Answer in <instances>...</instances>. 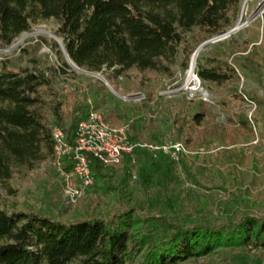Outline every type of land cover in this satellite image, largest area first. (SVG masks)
<instances>
[{
    "label": "trees",
    "instance_id": "1",
    "mask_svg": "<svg viewBox=\"0 0 264 264\" xmlns=\"http://www.w3.org/2000/svg\"><path fill=\"white\" fill-rule=\"evenodd\" d=\"M242 1L0 0V45L10 47L28 32L30 19L55 17L69 58L83 70L117 76L133 67L156 69L161 58L179 50L188 69L196 49L189 34L197 29L201 41L227 32L239 18ZM253 24H262L264 33V13ZM55 47L58 68L66 73L70 65ZM196 67L207 90L226 92L219 101L224 110L232 111L235 104L236 111L220 121L206 109L191 114L190 105L161 101L157 107L166 109L170 122L157 134L151 115L141 113L140 106L104 111L108 89L103 82L96 83L102 92L97 103L84 96L72 104L49 70L14 69L10 61H0L2 182L11 179L13 163H31L44 146L55 153L54 125L74 145L76 127L91 108L113 126L132 121L136 142L175 139L194 152L177 164L137 150L134 180L141 190L133 203L125 198L128 178L133 179L131 157L110 165L89 154L90 187L101 189L102 198L95 213L81 218H67L64 210L36 212L0 203V264H180L250 245L264 250V217L240 204L250 203L241 192L247 182L264 185V153L253 151V142L264 144V48L252 37L239 43L230 36L199 55ZM240 71L256 80L263 95L241 88ZM253 106L258 114L249 117ZM74 164L73 153L63 155L62 172L71 173ZM146 166L156 169L158 181ZM230 189L234 197L219 207L214 191Z\"/></svg>",
    "mask_w": 264,
    "mask_h": 264
},
{
    "label": "rangeland",
    "instance_id": "2",
    "mask_svg": "<svg viewBox=\"0 0 264 264\" xmlns=\"http://www.w3.org/2000/svg\"><path fill=\"white\" fill-rule=\"evenodd\" d=\"M263 13L264 0H243L239 18L235 25H245L231 36L239 43H244L252 37L258 45L260 44L264 48L262 24L261 26L253 24L257 20H261ZM30 20L31 29L18 36L10 47L0 45L2 60L10 61V67L14 69L25 67L36 72L49 70L53 73L55 84L64 87L65 90L63 91L69 95V102L72 104L75 98L80 99L84 96L90 104L97 103V97L102 95V92L100 90L98 92L96 83L103 81L91 74L77 71L71 66L67 68L66 73H63L58 68L60 64L55 43L58 45L59 43L54 35L37 32V30L45 28L63 40L60 31L61 21L55 17L49 19L35 17V20ZM252 25L254 26L252 27ZM249 27H251V32L246 31ZM230 29L228 28V30ZM189 38L194 42L195 50L207 41H198L199 32L197 29L189 34ZM222 40L205 44L199 55L211 53L214 46ZM5 50L7 51L5 52ZM184 59L185 54L182 50H179L174 56L161 58L156 69L133 67L117 76L102 73L107 82L114 87V90H112L103 82L108 89L104 101V111H127L131 107L140 106L141 113H145L144 115L148 117L151 115L157 128V134H162L165 130L164 126L170 122L166 109L157 107L156 103L161 101L164 104L171 102L185 107L190 105L191 114L206 109L218 114V120L225 121L232 112L236 111V105L233 104V110L230 112L224 110L219 101L226 96V92L214 88L209 91L203 84V91L187 92V82L189 81L187 72L190 68L184 69ZM194 70L196 73V66ZM240 75L241 88L248 91H257L260 95H263L262 89L253 77L242 71H240ZM0 105H2L1 102ZM247 113L249 117L258 114L255 106L249 107ZM67 124L69 125V122ZM120 125L124 124L116 126ZM246 141H249V139ZM253 144V151L261 156L264 153V144L258 141L253 142ZM62 157L63 154L59 155L56 152L51 155L48 148L44 146L39 157L31 163H13L11 179L8 182L0 181V203L14 209L24 207L36 212L51 211L57 213L64 210L67 218H81L87 214L95 213L99 209L98 203L102 198L101 189L85 188L80 196L72 200L66 193L67 183L61 170ZM121 167H119L118 174L122 173ZM145 171L152 176L153 181H158L159 178L154 167L146 166ZM128 179L129 191L126 193L125 198H129L133 203L132 200L136 201L140 198V182L131 178ZM182 180L184 181V179ZM114 182L116 184V181ZM247 190L249 193H246ZM214 192L217 195L219 207H224L225 201L234 197L235 190H215ZM241 192H243L244 198L250 199V203H240L241 207L264 217V185H260V182L256 184L247 182ZM114 206L120 208L122 205L115 204ZM180 264H264V250H257L250 245L245 248L224 250L222 255L219 256L189 259Z\"/></svg>",
    "mask_w": 264,
    "mask_h": 264
},
{
    "label": "built area",
    "instance_id": "3",
    "mask_svg": "<svg viewBox=\"0 0 264 264\" xmlns=\"http://www.w3.org/2000/svg\"><path fill=\"white\" fill-rule=\"evenodd\" d=\"M2 59L0 55V60ZM108 87L114 90L109 83ZM198 91H203L202 81L197 73H194L187 82V92L196 93ZM131 122L113 126L107 121L104 113L91 108L76 127L74 145L67 141L62 129L57 126L53 127L55 152L59 155L68 153L74 155L73 171L64 173L67 183L66 193L72 200L80 196L83 189L94 183L89 165V154L110 165H120L125 156H130L133 179H137L135 152L139 149L150 152L154 157L167 156L177 164L180 163L182 157L194 155V152L190 151L183 142L177 140L134 141L130 129Z\"/></svg>",
    "mask_w": 264,
    "mask_h": 264
},
{
    "label": "water",
    "instance_id": "4",
    "mask_svg": "<svg viewBox=\"0 0 264 264\" xmlns=\"http://www.w3.org/2000/svg\"><path fill=\"white\" fill-rule=\"evenodd\" d=\"M254 18H255V17H254ZM252 19H253V18H252ZM244 25H245V24H237V25H235L233 28H231L230 30H227V32H225V33H223V34H221V35L215 36V37H213V38H211V39H208L207 41L204 42V44H205V43H209V42H216V41H220V40H222V39H225V38L231 36L233 33H235L236 31H238L239 29H241ZM52 35H54L55 39H56L57 42L59 43V45H60V49H61V51L63 52V54H64V56H65V58H66L67 63H68L73 69H75V70H77V71H80V72H83V73H86V74H96V73H97V74H100L101 77H99V79L108 85L107 80L104 78V75L102 74L103 72H100V73H98V72H89V71H86V70H83V69L79 68V67H78V66H77V65H76V64H75V63L69 58L68 53H67V51H66V48H65V46H64V42H63V40L60 39V38H58L55 34H52ZM197 50H198V49H197ZM197 50H195V52H194V54H193V56H192L191 63H190V67H189V68L193 71V74L195 73V70H194V69H195V66H196V59L193 60V58L195 57V54H196Z\"/></svg>",
    "mask_w": 264,
    "mask_h": 264
},
{
    "label": "bare ground",
    "instance_id": "5",
    "mask_svg": "<svg viewBox=\"0 0 264 264\" xmlns=\"http://www.w3.org/2000/svg\"><path fill=\"white\" fill-rule=\"evenodd\" d=\"M37 32H42V33H45V34H48V35H52V33H50L45 28H41V29L37 30ZM209 43H213V42H209ZM205 44H208V43H205ZM205 44L203 43L198 48V50H197V52H196L195 57L193 58V60L196 59V61H197V57H198L199 53L204 49ZM91 75H93V76H95L97 78L101 77V75L100 74H97V73L96 74H91ZM187 77H188V79H191L193 77V71L191 69H189V71L187 72Z\"/></svg>",
    "mask_w": 264,
    "mask_h": 264
}]
</instances>
